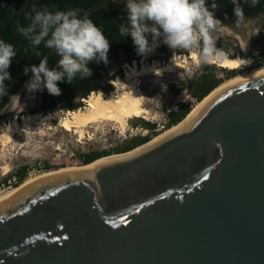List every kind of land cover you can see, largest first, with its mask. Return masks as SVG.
I'll return each instance as SVG.
<instances>
[{
	"label": "water",
	"instance_id": "1",
	"mask_svg": "<svg viewBox=\"0 0 264 264\" xmlns=\"http://www.w3.org/2000/svg\"><path fill=\"white\" fill-rule=\"evenodd\" d=\"M0 264H264V73L137 151L1 200Z\"/></svg>",
	"mask_w": 264,
	"mask_h": 264
},
{
	"label": "rangeland",
	"instance_id": "2",
	"mask_svg": "<svg viewBox=\"0 0 264 264\" xmlns=\"http://www.w3.org/2000/svg\"><path fill=\"white\" fill-rule=\"evenodd\" d=\"M214 15L223 24L222 28L214 33L217 48L233 57L258 59L261 55L264 58V18L243 17V19L235 18L233 21H228L220 18L215 12ZM192 51L195 50L177 49V52L167 59L157 58L155 52L149 54L147 58L142 57L139 61L130 62L122 57L121 61H115L116 65L113 64L108 73L100 79L98 91L111 93L117 90L113 81L118 78H127L130 66L136 65L142 68L143 64H155L156 68H162L157 75L149 71L138 77L149 116L131 119L125 132L115 123L99 122L85 127V135L81 137L75 130L69 131L62 126V120L70 112L69 110L48 114L35 112L38 94L31 98L24 85L17 94L20 95L21 103L25 107L21 105L15 112L6 110L0 114V131L6 123L14 120H17L20 125L15 142L11 143L0 157V195L15 187L14 177H11L12 182L9 181L8 185H4L3 180L22 165L29 166L28 178L45 172L43 168L45 164L53 165L51 170L79 166L83 165L80 154L84 152L106 150L109 151L107 156L123 154L124 152L118 153L113 149L127 144L135 137L148 135L152 131L159 134L171 128L166 126L169 121L168 112L175 109L178 102L185 103L191 109L198 102L186 86L188 80L208 66L215 67L217 76L223 78H226V70H229L226 68L223 70L224 68L216 64L195 63L189 58ZM174 57L181 60V65H172L171 59ZM169 64L172 65L171 68L168 67ZM162 84L167 85L166 91L161 87ZM108 85L113 86L109 92L105 89ZM175 88L182 90L176 92ZM83 104L82 108H85L87 102L83 101Z\"/></svg>",
	"mask_w": 264,
	"mask_h": 264
},
{
	"label": "clouds",
	"instance_id": "3",
	"mask_svg": "<svg viewBox=\"0 0 264 264\" xmlns=\"http://www.w3.org/2000/svg\"><path fill=\"white\" fill-rule=\"evenodd\" d=\"M237 19H243L240 0H232ZM252 6L260 0H245ZM218 7L216 0H125L126 16L119 25L122 38L131 36L137 55L147 56L160 46L167 45L171 50H195L200 59L209 62L214 56L225 53L216 47L214 33L223 24L214 15ZM30 23L19 31L30 41L35 56L42 57L38 65L24 67V73H32L25 83L31 98L45 89L50 95L59 96L62 89L58 82L72 84L76 79H86L93 75L90 64L109 63L108 52L111 46L100 27L87 14L81 15L78 9L50 11L48 7L32 8L28 13ZM52 50L59 59L54 67H49V56L42 55L39 46ZM17 57L15 46L0 39V102L8 97V103L0 107V114L6 110L15 112L21 103L19 94H10L11 80L8 71ZM162 68H152L155 72ZM161 87L166 91L167 85ZM25 107V105H24Z\"/></svg>",
	"mask_w": 264,
	"mask_h": 264
},
{
	"label": "trees",
	"instance_id": "4",
	"mask_svg": "<svg viewBox=\"0 0 264 264\" xmlns=\"http://www.w3.org/2000/svg\"><path fill=\"white\" fill-rule=\"evenodd\" d=\"M105 0H0V39L13 44L17 50V57L13 60L8 71L11 73V80L5 81L9 85L10 94H17L25 83L30 79L32 73H24L25 66L38 65L42 57L35 56L34 50L30 41L23 36L19 31L21 27L27 26L30 23L28 13L32 11L33 7L42 9L48 7L50 11L68 10L74 7L94 8ZM243 8V17H255L257 14L264 12V0L252 6L250 2L240 0ZM211 0H209V4ZM218 7L210 9L217 13L220 18L228 21H233L237 18L233 11L232 0H216ZM81 15L87 14L94 23L101 28L103 34L111 42L108 52L109 63L105 65L103 62L97 64L93 61L90 67L93 69V75L86 79H76L72 84L58 82L59 87L62 89V94L59 96L50 95L45 89L43 92H37V108L35 112L43 114L55 113L60 110L73 111L83 107L81 99L87 98L92 92L100 89V79L106 75L111 67V60L121 61V55L124 53L126 59L130 62L139 61L142 57L137 55L136 48L133 44L131 36L122 38L119 35V25L123 22V17L126 16L125 0H112L106 6L97 9L91 13L80 11ZM15 21V26L13 23ZM264 30V25H263ZM264 32V31H263ZM42 55L49 56V67H54L56 61L59 59L55 53L43 44L39 46ZM177 50H171L163 43L155 50L157 58H170ZM188 51H186L187 53ZM243 55V54H242ZM233 57V56H232ZM263 64L255 66L256 68ZM254 67V68H255ZM259 67V68H260ZM223 68V67H222ZM227 69V68H226ZM225 68L223 70H226ZM226 78L218 77L215 67H206L204 70L199 71L196 75L191 77L186 86L198 102L202 101L212 90L224 82L226 79L234 76L235 70H226ZM122 74V72H120ZM112 85H108L106 91H111ZM181 88H175L176 92H180ZM197 102V103H198ZM8 103V97H4L0 102V107ZM196 103V104H197ZM191 108L183 102H178L175 109L168 112L169 121L168 127H172L181 122L189 113ZM156 131L152 133L133 138L127 144L118 146L113 150L119 152H126L138 147L152 139V135H157ZM153 136V137H154ZM109 151L106 150H90L80 154V159L83 164L90 163L103 156H107ZM46 171L51 170L53 165L45 164L43 167ZM29 166L22 165L18 167L13 173L4 178L3 184L8 185L9 181L12 182L11 177L15 178L14 186L20 185L28 178Z\"/></svg>",
	"mask_w": 264,
	"mask_h": 264
},
{
	"label": "bare ground",
	"instance_id": "5",
	"mask_svg": "<svg viewBox=\"0 0 264 264\" xmlns=\"http://www.w3.org/2000/svg\"><path fill=\"white\" fill-rule=\"evenodd\" d=\"M197 64H216L220 67L227 68L230 70H239L242 66L249 67L252 64V57H232L225 53L223 57L214 56L209 62H204L200 59L199 54L196 51H192L190 57ZM187 58V59H189ZM172 65H181V60L178 57H174L171 59ZM186 60V58H185ZM184 60V61H185ZM171 64L168 65L169 68L172 67ZM152 68H156V65H147L143 64L142 68H138L135 66H130V70L127 73V78H118L114 80L113 83L116 85V92L105 93L104 91L93 92L87 98H84L85 102H87V106L85 108L76 109L70 111L67 116L62 120V126L67 130H75L81 137L85 135V127L91 124L99 123V122H112L119 126V128L125 132L129 126V122L131 119L135 117H143L147 118L148 108L145 104L144 93L139 87V76L145 74L149 71H152ZM174 68V67H173ZM264 73V67L247 70L244 72H240L235 74L234 76L226 79L220 85H218L214 90H212L202 101L198 102L190 113L178 124L168 128L158 135L154 136L150 141L134 148L133 150L123 153V154H113L105 157H101L97 159L95 162L91 164H83L79 166H69L66 168H60L57 170H47L45 172L40 173L39 175L29 177L24 180L20 185L13 187L11 190L6 192L3 195H0V201L11 196L13 193L29 184L30 182L41 178L43 176L61 173L65 171H73L86 167H91L96 163L110 159L115 157H120L134 151H137L150 143L154 142L161 136L170 132L171 130L181 126L188 117L210 96H212L219 89L224 86L236 82L241 79H245L248 77L256 76ZM20 125L17 120L6 123L0 131V157L4 154L5 149L16 140V133L19 131Z\"/></svg>",
	"mask_w": 264,
	"mask_h": 264
},
{
	"label": "flooded vegetation",
	"instance_id": "6",
	"mask_svg": "<svg viewBox=\"0 0 264 264\" xmlns=\"http://www.w3.org/2000/svg\"><path fill=\"white\" fill-rule=\"evenodd\" d=\"M255 17H261V18H264V12H261L259 14H257ZM264 25V24H263ZM264 63V58L263 56L261 58H258V59H255L254 61H252V64L249 66V67H244L242 66L241 69L239 70H235L233 73L237 74V73H240V72H244V71H247V70H253V69H258L260 66H258L257 68L255 66L257 65H260V64H263ZM255 67V68H254ZM264 67V66H263ZM261 68V67H260ZM234 74V75H235Z\"/></svg>",
	"mask_w": 264,
	"mask_h": 264
},
{
	"label": "built area",
	"instance_id": "7",
	"mask_svg": "<svg viewBox=\"0 0 264 264\" xmlns=\"http://www.w3.org/2000/svg\"><path fill=\"white\" fill-rule=\"evenodd\" d=\"M224 53H225V51H223ZM263 52V51H262ZM261 53V52H260ZM229 55V54H228ZM262 56L261 55H259L258 56V58H261ZM255 59L254 58H252V61H254ZM99 92V91H98ZM93 93V92H92ZM83 101L85 102V100H84V98H83Z\"/></svg>",
	"mask_w": 264,
	"mask_h": 264
}]
</instances>
